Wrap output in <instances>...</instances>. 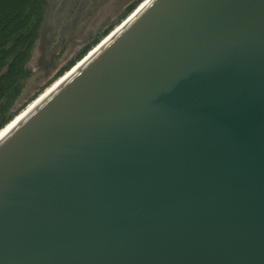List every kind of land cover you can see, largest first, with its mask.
Returning a JSON list of instances; mask_svg holds the SVG:
<instances>
[{
  "label": "water",
  "instance_id": "water-1",
  "mask_svg": "<svg viewBox=\"0 0 264 264\" xmlns=\"http://www.w3.org/2000/svg\"><path fill=\"white\" fill-rule=\"evenodd\" d=\"M143 1L0 135V264H264V0Z\"/></svg>",
  "mask_w": 264,
  "mask_h": 264
},
{
  "label": "trees",
  "instance_id": "trees-1",
  "mask_svg": "<svg viewBox=\"0 0 264 264\" xmlns=\"http://www.w3.org/2000/svg\"><path fill=\"white\" fill-rule=\"evenodd\" d=\"M141 1L134 0L128 4L114 22L82 47L26 103L16 105L24 81L31 75L28 62L44 21L47 0H0V129L83 57Z\"/></svg>",
  "mask_w": 264,
  "mask_h": 264
},
{
  "label": "rangeland",
  "instance_id": "rangeland-1",
  "mask_svg": "<svg viewBox=\"0 0 264 264\" xmlns=\"http://www.w3.org/2000/svg\"><path fill=\"white\" fill-rule=\"evenodd\" d=\"M132 1L134 0H97L95 6L75 24L67 37L53 48L50 47L52 41L50 25H44L28 62L31 75L24 81L16 105L26 103L46 81L73 58L84 43L114 22ZM30 103L31 101L26 104L25 108Z\"/></svg>",
  "mask_w": 264,
  "mask_h": 264
},
{
  "label": "flooded vegetation",
  "instance_id": "flooded-vegetation-1",
  "mask_svg": "<svg viewBox=\"0 0 264 264\" xmlns=\"http://www.w3.org/2000/svg\"><path fill=\"white\" fill-rule=\"evenodd\" d=\"M96 2L97 0H47L42 27L44 25H50V35L52 39L50 47L53 48L62 39L64 40L75 24L88 14V12L95 6ZM96 36L97 34L84 43L82 47L92 41Z\"/></svg>",
  "mask_w": 264,
  "mask_h": 264
},
{
  "label": "bare ground",
  "instance_id": "bare-ground-1",
  "mask_svg": "<svg viewBox=\"0 0 264 264\" xmlns=\"http://www.w3.org/2000/svg\"><path fill=\"white\" fill-rule=\"evenodd\" d=\"M148 2V0H145V1H143L140 5H139V7L137 8V10H140V8H142L146 3ZM136 12V11H135ZM130 18V17H129ZM117 30V29H116ZM116 30L115 31H113L111 34H114L115 32H116ZM112 36V35H111ZM108 38H110V37H107L104 41H102V42H105ZM102 44V43H101ZM100 46V45H99ZM92 52H94V51H92ZM90 54H92V53H90ZM87 58V57H86ZM85 58V59H86ZM84 59V60H85ZM83 60V61H84ZM83 61H81L80 63H82ZM80 63H78L73 69H75ZM72 69V70H73ZM71 70V71H72ZM70 71V72H71ZM69 72V73H70ZM69 73H67L66 75H65V77L69 74ZM65 77H63V78H65ZM63 78H61L60 80H58L57 82H55L51 87H48V88H46V90H45V92L43 93V94H40V96L34 101V102H32L31 101V103L27 106V110L29 109V108H31L35 103H37L42 97H44L52 88H54ZM27 110H25L22 114H20L19 116H17L12 122H10L9 124H7L4 128H2L1 130H0V135L5 131V130H7L17 119H19Z\"/></svg>",
  "mask_w": 264,
  "mask_h": 264
}]
</instances>
